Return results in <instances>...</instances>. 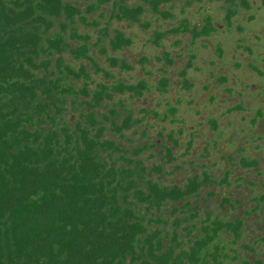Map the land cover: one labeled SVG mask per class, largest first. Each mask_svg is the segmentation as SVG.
Here are the masks:
<instances>
[{
	"label": "trees",
	"instance_id": "1",
	"mask_svg": "<svg viewBox=\"0 0 264 264\" xmlns=\"http://www.w3.org/2000/svg\"><path fill=\"white\" fill-rule=\"evenodd\" d=\"M76 1L29 0L17 9L0 0V264H194L197 247L235 222L214 219L198 226L190 218L196 214L190 198L214 181L208 173L164 183L156 173L158 164L149 166L125 153L137 152L120 138L139 119L122 95L139 97L147 82L97 81L91 97L82 86L79 93L86 95L76 93L69 108L76 119L66 116L68 94L58 90L50 58L41 54L44 40L62 51L61 38L50 39L49 31L54 18L72 21L80 13ZM146 1L155 12L169 14L158 7L168 0ZM142 10L140 4L119 3L118 18L138 21ZM183 23L189 26L186 19ZM214 28L206 19L190 31L195 38ZM131 41L116 28L108 38L113 50ZM66 48L75 57L88 55L86 44ZM20 58L43 66L47 75L17 77L19 70L26 72ZM107 60L109 66L131 68L124 57L107 55ZM92 63L93 72L112 75L96 60ZM64 66L66 74L90 79L84 65L78 71ZM167 83L162 77L157 88L165 90ZM191 237L195 241L186 248Z\"/></svg>",
	"mask_w": 264,
	"mask_h": 264
},
{
	"label": "rangeland",
	"instance_id": "2",
	"mask_svg": "<svg viewBox=\"0 0 264 264\" xmlns=\"http://www.w3.org/2000/svg\"><path fill=\"white\" fill-rule=\"evenodd\" d=\"M6 1L19 9L29 0ZM119 3L140 4V19L118 18ZM75 4L80 13L72 21L54 18L49 31L50 39L61 38L62 51L44 40L46 52L41 54L50 58L53 77L59 79L58 90L68 94V119H76L77 113L69 108L82 86L91 97L97 81L111 83L119 77L136 83L144 79L148 87L142 95H122L139 119L120 138L137 152L125 153L137 155L149 166L158 164L161 169L156 173L164 183L208 173L214 181L190 198L195 206L192 211L196 210L190 218L198 226L212 224L214 219L235 222L234 228L223 226L206 238L197 247L193 263L264 264V0L160 2L158 7L167 9V15L155 12L146 0H119L118 4L78 0ZM185 19L188 27L183 25ZM206 19L215 28L208 35L192 38L190 26H202ZM115 28L132 41L113 50L108 38ZM83 44L88 47L86 56L75 57L66 48ZM107 55L124 57L131 68L109 66ZM20 60L26 72L19 70L15 76L47 75L43 66ZM93 60L112 75L93 72ZM66 64L77 71L84 65L90 79L82 73L66 74ZM162 77L168 79L165 90L157 88ZM243 158L249 162L243 163ZM194 241L191 237L183 245L188 248Z\"/></svg>",
	"mask_w": 264,
	"mask_h": 264
}]
</instances>
